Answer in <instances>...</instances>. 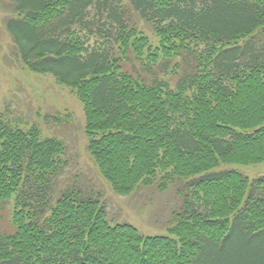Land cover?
<instances>
[{"label":"trees","instance_id":"16d2710c","mask_svg":"<svg viewBox=\"0 0 264 264\" xmlns=\"http://www.w3.org/2000/svg\"><path fill=\"white\" fill-rule=\"evenodd\" d=\"M9 2L16 55L74 90L113 190L187 192L165 236L112 222L101 196L55 199L66 141L0 112V219L12 204L15 227L0 229V264H264V176L205 175L264 162V0Z\"/></svg>","mask_w":264,"mask_h":264},{"label":"rangeland","instance_id":"374dc122","mask_svg":"<svg viewBox=\"0 0 264 264\" xmlns=\"http://www.w3.org/2000/svg\"><path fill=\"white\" fill-rule=\"evenodd\" d=\"M11 7L9 0H0V112L14 125L23 128L37 126L43 136L66 141L68 162L54 184L55 199L63 192L77 190L83 195L101 196L112 222H131L148 236L169 234L173 213L180 211L184 204V196L178 193V189L184 188L187 192L186 183L177 179L166 190H160L156 185L144 186L127 195L113 190L88 151L84 106L74 90L58 84L51 74L40 75L26 69L16 55L18 48L4 24ZM141 25L145 33L156 39L150 25L143 22ZM125 69L133 74L141 71L140 64L133 62L126 63ZM143 73L151 77L149 73ZM159 76L164 77L162 73ZM166 78L174 85L178 76ZM228 171L252 180L264 176V162L224 163L205 175ZM0 225L4 231H14L9 206L3 212ZM243 237L237 234L231 241L240 243ZM263 242L264 237L258 243Z\"/></svg>","mask_w":264,"mask_h":264}]
</instances>
